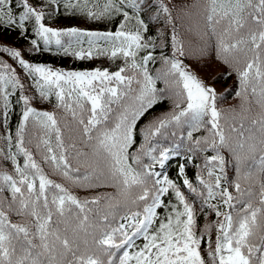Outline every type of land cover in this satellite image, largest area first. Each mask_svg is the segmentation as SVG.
<instances>
[{
    "label": "snow or ice",
    "instance_id": "6c2138e0",
    "mask_svg": "<svg viewBox=\"0 0 264 264\" xmlns=\"http://www.w3.org/2000/svg\"><path fill=\"white\" fill-rule=\"evenodd\" d=\"M207 4L206 34L216 41L217 58L236 73L241 88L236 95L243 93L247 99L250 93L264 108V0H207ZM146 5L147 0H44L40 6L30 0H0V24L18 28L29 39L31 52H50L54 47L57 54L76 59L123 60L116 71H66L25 60L18 49L0 47L26 77L22 81L16 68L0 61V136L7 147L0 149V160L11 161L14 172L0 169V193L8 191L11 196L0 199V264H208L201 252L206 237L210 264H264V180L257 193L251 187L242 189L239 180L230 182L227 175L231 165L237 177L247 179L253 169L264 176V115L253 119L249 128L243 121L238 127H225L223 110L217 107L224 97L182 59L184 41L164 0H158L151 19L167 17L172 52L166 55L161 41L162 66L153 72L149 65L157 60L158 45L156 37L146 35L149 25L141 17ZM61 6L89 20L123 19L115 31L46 25V17ZM14 7L20 9L18 14ZM133 19L137 27L129 29ZM30 21H34L31 38L26 26ZM204 52L201 49V56ZM248 52L252 56L242 64L241 55ZM160 81L162 88L157 87ZM17 92L16 103L22 109L13 140L8 120ZM53 97L55 108L64 113L65 127L71 116L82 129L83 147L65 144L55 111L32 106L37 98L50 102ZM165 100H171V110L139 128L143 139L137 145L139 122ZM201 131L206 134L194 137ZM182 151L189 163L204 154L196 165L195 183L185 174L184 163L178 170L182 184L157 170ZM42 165L85 190L103 186L101 180L110 181L116 193L81 199L50 179ZM229 183L237 195L229 191ZM196 201L201 212L208 208L218 218L199 233ZM159 209L165 214L160 215ZM9 212L31 221L13 223Z\"/></svg>",
    "mask_w": 264,
    "mask_h": 264
},
{
    "label": "trees",
    "instance_id": "16d2710c",
    "mask_svg": "<svg viewBox=\"0 0 264 264\" xmlns=\"http://www.w3.org/2000/svg\"><path fill=\"white\" fill-rule=\"evenodd\" d=\"M44 0H30L34 6L42 5ZM164 3L168 6L171 11L174 23L178 29L180 38L184 41L186 56L182 57L184 62L190 66V68L197 74L199 78L205 81V83L210 84L215 88L218 95H222L224 98L218 103L217 107L223 110L224 119L221 121L225 124V127H229L231 125L239 126L241 121H243L245 128L252 127L251 121L253 119L259 120L262 115H264V108H261L255 102V98H253L250 93L248 98L245 99L242 93L241 96H237V91H240V84L237 79L236 73L233 72L228 65L224 64L222 60L217 58L216 50H215V39H210V33H207V23H206V11L205 9L208 7L207 0H164ZM158 7V0H147V5L143 8L141 12V17L145 20L149 25V31L147 32V36L156 37L157 48L154 50V55L157 56V60L155 64H150V69L155 72L157 68L162 66V61L159 59L161 48L159 47L161 41L166 44V47L163 48V52L166 55H171V26L166 23L167 17L161 15L158 21H154L151 19V16L155 13ZM15 14H18L20 11L19 8H13ZM131 12V9H129ZM122 16H117L114 19H104V20H89L86 16L69 12L61 6L58 11H53L52 14L45 19V23L48 26L53 28L63 29L69 27H77L80 29L86 30H95V31H115L116 27L120 24ZM34 21H30L27 23V36L29 38L33 37L32 27ZM129 29H135L137 27L135 19L131 20L127 26ZM159 30V31H158ZM160 33L164 35L161 36ZM10 47L15 48L21 51L22 57L25 60L34 63H41L45 65H50L54 69H63L66 71H85V70H93L96 68L104 69L107 68L109 71H116L119 67L122 66L123 60L116 59L110 60L106 56H99L93 59H76L71 55H64L62 52L57 54L55 48L50 52H31V45L28 38H25L21 35V32L18 28H12L5 24H0V47ZM84 47H87L85 44ZM250 47V45H249ZM201 49H205L204 55L201 56ZM145 53H141L144 55ZM252 56L251 52H248L246 56L241 55V63H246L247 59H250ZM0 61L7 62L16 68L17 73L20 75V78L26 80V77L23 75L22 69H20L16 62L9 57L7 53L0 52ZM218 66L222 69L218 70ZM218 70V71H216ZM231 72V75L228 73ZM158 88L164 87L162 81L157 83ZM35 92V89H32V93ZM31 94V93H30ZM19 97V92H17L12 97V110L10 112L8 126L11 128L13 134V140L15 139V131L20 120V114L22 105L16 103V100ZM55 98L53 97L51 101H44L37 98L32 102V106L38 110L45 111H55L58 119L61 120V128L64 133V141L65 144L76 143L77 147H83L82 140V129L75 125L71 116L67 117V127H65V119L64 113L55 108ZM172 102L171 100H165L162 103H159L153 107V109L149 110V112L145 115V117L139 122L137 129V139L136 144L138 145L143 137L139 133V128L146 125L153 118L161 115L164 112L171 110ZM0 122H2V116H0ZM0 132H3V128H0ZM254 132L259 137V125H256L254 128ZM206 133L204 131L194 133V137L203 136ZM54 139V137H53ZM35 142V141H34ZM29 147H32L29 145ZM0 149H4L7 151V147L5 141L2 136H0ZM35 152V149H32ZM88 151L87 148L84 149ZM223 154L227 158H231L227 150H222ZM212 152H208L207 155H212ZM186 155L185 152H181L180 156H176V158L184 160L186 169L185 174L187 177L195 183V176L197 174V164H201L203 161L204 154H198L194 163H189L184 159ZM37 161L41 160L40 155H36L35 157ZM18 161L21 165H23V158L18 157ZM71 163L73 166H77V160L75 158V151L72 152V160ZM177 162L175 160L167 161L164 171L165 174L169 176V178L174 181H179L182 184L181 178L178 176ZM46 174H48L49 178L65 185L68 187L73 194L77 195L81 199L90 198L97 194L103 193H111L115 194L116 189L111 186V182L101 180L100 183L103 185L101 187H97L91 190H85L71 185L68 181L64 180V178L60 175L53 174L50 167L47 165H42ZM0 169L3 171H7L11 174L13 172V166L11 161H2L0 160ZM83 171V169H81ZM247 171V169H245ZM227 175L229 177V181L239 180L241 184V188L245 189L251 187L254 192H259V184L261 180H264V176H260L258 174V169H253L252 174L247 179L244 178L243 175L237 177L234 167L229 165L227 169ZM229 187V191L235 196L237 195L234 187L231 186V183L227 185ZM38 187V182H37ZM185 194L189 197L190 200H196V197L192 196L187 192V189H182ZM7 198L11 199L10 193L8 191H4L0 193V199ZM171 196L166 197L165 201L167 202ZM197 202V232L199 233V229H201L206 223H212L216 221L218 218L215 215V212L204 208L203 212L200 211L199 201ZM219 201H213V203H218ZM254 205L258 203V200H253ZM104 202H101V207H103ZM95 207V206H94ZM242 207V205H241ZM7 211V209H5ZM225 208H221L220 211H225ZM160 215L165 214L164 209L158 210ZM207 213V216L204 215ZM9 219L13 223H28L31 221V217L27 216H19L14 212H9ZM215 239V229H212V240ZM138 244L143 243L142 240L137 241ZM214 248V243H213ZM201 252L204 256L205 260L208 261V244L207 237L205 238V242L202 243Z\"/></svg>",
    "mask_w": 264,
    "mask_h": 264
},
{
    "label": "rangeland",
    "instance_id": "374dc122",
    "mask_svg": "<svg viewBox=\"0 0 264 264\" xmlns=\"http://www.w3.org/2000/svg\"><path fill=\"white\" fill-rule=\"evenodd\" d=\"M220 69H222L220 66H218V70H220ZM218 70H216V71H218Z\"/></svg>",
    "mask_w": 264,
    "mask_h": 264
}]
</instances>
